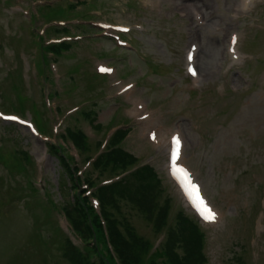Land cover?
I'll use <instances>...</instances> for the list:
<instances>
[{"label": "rangeland", "instance_id": "rangeland-1", "mask_svg": "<svg viewBox=\"0 0 264 264\" xmlns=\"http://www.w3.org/2000/svg\"><path fill=\"white\" fill-rule=\"evenodd\" d=\"M46 2L66 14L57 20L70 26L71 35L83 37L57 59L36 46L32 34L49 21L42 14L32 20L31 9ZM70 2L0 0V109L35 120L34 104L42 111L49 91L61 116L89 103L95 124L105 126L95 129L83 114L63 119L49 112L45 135L50 140H45L0 121V264H72L61 247L67 235L78 246L81 242L54 206V200L63 206L59 189L64 182L69 188L70 180L46 142L56 141L66 127L81 128L92 142L89 157L97 141L124 123L132 132L122 148L157 172L163 200L171 198L172 219L181 210L197 217L169 175L170 142L181 135L183 163L220 217L214 224L200 220L207 264H264V0H255L248 10L244 0H87L74 8ZM107 22L131 28L124 35L128 46L98 26ZM234 34L237 58L229 52ZM67 36L50 32L46 39ZM191 45L197 47L196 76L187 73ZM98 65L115 72L103 75ZM248 80L256 86L249 88ZM19 96L27 99L25 113L17 110ZM137 102L142 109L135 113ZM16 149L27 151L35 168L22 162L28 166L22 173L24 167L15 165L22 156L11 154ZM68 154L76 155L72 146ZM77 161L83 168L84 161ZM118 217L155 244L159 233L132 205L122 202Z\"/></svg>", "mask_w": 264, "mask_h": 264}, {"label": "trees", "instance_id": "trees-1", "mask_svg": "<svg viewBox=\"0 0 264 264\" xmlns=\"http://www.w3.org/2000/svg\"><path fill=\"white\" fill-rule=\"evenodd\" d=\"M71 5L73 8L76 7L75 4ZM49 49L55 54H61L70 49V46L64 43L53 45ZM23 105L24 102L22 101V105L17 110L24 113L26 109ZM94 114L95 112L92 110L83 111L85 118L94 127L102 130V124H95L96 120L92 117ZM36 118L41 129H46L44 112L37 110ZM128 134L129 131H118L112 137L107 151L93 163V169L98 173L100 180L108 175L116 176L128 172L138 165V159L121 146ZM67 135L82 153L90 152V145L82 130L69 129ZM48 148L50 152L58 156L62 168L66 172V177L70 180L69 188L65 182L62 186V194L64 193L63 197L66 202L64 210L74 231L86 243L84 249L74 246L69 240L65 246H60L65 258L72 264H159L160 258H164L170 264H206L205 235L198 221L187 216L184 211L178 213L174 223L170 221L173 207L171 199L163 200L164 187L162 181L150 165L139 167L119 182L98 189L96 195L101 202V212L106 221L108 237L118 255L119 262L113 260L108 250H106L108 257L103 255L98 240L106 244L107 235L103 231L98 214L90 205L88 198L78 193L79 186L73 175L70 160L63 151L64 149L54 144H49ZM11 154L22 156V161L17 159L15 165L24 167L21 171L24 173L28 166L25 167L22 162L27 165L32 163L29 153L16 149L11 151ZM13 158L16 159L17 156ZM1 159L2 156L0 155ZM91 180L92 177L90 176L88 181ZM70 190L73 192L72 199H69L68 195ZM122 202L131 204L136 208L151 225L154 232L161 233L168 229L169 233L162 252L149 258L151 242L139 235L127 221H124L127 223L121 224L118 214L121 212ZM178 249L181 250L180 253H178Z\"/></svg>", "mask_w": 264, "mask_h": 264}, {"label": "snow or ice", "instance_id": "snow-or-ice-1", "mask_svg": "<svg viewBox=\"0 0 264 264\" xmlns=\"http://www.w3.org/2000/svg\"><path fill=\"white\" fill-rule=\"evenodd\" d=\"M176 143L179 144L178 139H177ZM199 203L201 205V212H202L204 218L207 220H213L215 218L214 213L210 209H208L206 205L203 204L202 200H200Z\"/></svg>", "mask_w": 264, "mask_h": 264}, {"label": "bare ground", "instance_id": "bare-ground-1", "mask_svg": "<svg viewBox=\"0 0 264 264\" xmlns=\"http://www.w3.org/2000/svg\"><path fill=\"white\" fill-rule=\"evenodd\" d=\"M250 1L252 2L253 0H244V3H245V5H244V6H246V5H247V3H248V2H250ZM251 2H250V3H251ZM135 111H136V113H137L138 109H135ZM169 165H170V169H172V170H173V169L175 168V163H172V164H169ZM172 174H173V172H172ZM172 174H171V175H172ZM213 213H214V216H216V215H217V213H215V212H213Z\"/></svg>", "mask_w": 264, "mask_h": 264}]
</instances>
